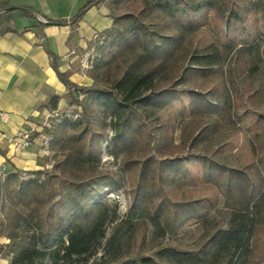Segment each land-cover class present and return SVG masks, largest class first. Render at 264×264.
I'll return each instance as SVG.
<instances>
[{
    "label": "trees",
    "instance_id": "obj_1",
    "mask_svg": "<svg viewBox=\"0 0 264 264\" xmlns=\"http://www.w3.org/2000/svg\"><path fill=\"white\" fill-rule=\"evenodd\" d=\"M100 1L86 0L72 23ZM228 5V0H111L112 25L104 33L105 44L99 48L89 73L91 85L78 88L53 65L68 88V96L75 98L82 93L83 98L75 102L82 110L81 118L64 119L52 132L51 145L60 157L53 166L54 182L20 181L19 172L6 173L0 182V239L9 241L0 244V253L17 240L23 241L11 264H45L46 260L48 264H70L88 256L105 238L107 223L117 216L107 205H93L92 200L95 187L114 178V174L98 170L99 141L108 125L113 130L112 155H121L123 170L132 171L131 177L136 180L129 210L139 218L134 230L136 239L147 226L153 227L152 249L158 246L159 236L172 234L193 220L202 228L194 248H164L157 253L159 259L165 258L166 264H255L250 261L251 242L257 225L264 224V176L254 174V169L257 162H264V116L259 115L248 128L252 131L249 142L256 163L233 168L198 156L203 166L202 180L212 183L223 198L218 218L209 217L197 200L178 203L166 198L162 185L187 174L184 160L175 155L180 149L172 138L175 119L159 120L153 128V147L143 121L157 118L174 102L181 101V94L186 92L189 100L180 116L188 112L191 120L180 130L182 139L193 124L204 120L190 139L191 148L200 149L212 132L233 124L222 68L234 56L229 69L233 79L264 70V3H254L250 9L262 21V32L256 36L246 35L244 40L234 42L224 32L226 41L218 40L200 52L189 53L183 45L186 33L206 23V12L215 11L225 18L226 31L241 23L242 17ZM10 20V11L0 12V34L11 30ZM47 52L54 62L56 56ZM210 75L218 83H201L199 90L180 92L175 88ZM57 101V96L49 99L51 111L57 109ZM112 239L109 237L106 243ZM117 247L92 264H162L145 255L123 258Z\"/></svg>",
    "mask_w": 264,
    "mask_h": 264
},
{
    "label": "rangeland",
    "instance_id": "obj_2",
    "mask_svg": "<svg viewBox=\"0 0 264 264\" xmlns=\"http://www.w3.org/2000/svg\"><path fill=\"white\" fill-rule=\"evenodd\" d=\"M223 1L225 0H220V2ZM228 1V8L237 11L242 17V22L235 23L229 28V31H226L223 23L225 18L219 16L215 11L206 12L205 18L202 16V19L204 18L206 23L191 29L190 32L185 34L183 45L189 53L193 51L200 52L202 49L211 43H216L218 40L226 41L227 36H224V32H227L228 38L233 39L234 42L244 40L243 38L246 35L254 37L262 32L260 15L254 13L250 9L252 4L259 2L264 3V0ZM107 2L111 5V0H107ZM119 23H122V21L120 20ZM223 36L225 38H223ZM104 44L105 41L101 45H94L88 48V51L79 55L77 63L82 73L87 72L89 75L92 70L93 62L100 54L99 48ZM261 45L264 46V43ZM234 60L235 57L232 56V58L224 64L221 75L225 80L226 86L229 88L231 100L230 117L234 120L233 124H225L222 128L218 129V131L212 132L210 135L211 137L209 136L210 140L200 145V149L196 150L191 148L190 139L193 137L197 127L204 124V120L195 125L193 124L185 134L184 139H182L181 136L180 130L191 120L188 112L184 113V116H180V110L183 109V106H186L189 100L186 92L181 94V101L174 102L168 109L163 110L157 118L149 117L143 119L145 132L150 135L151 138L150 147L154 145L153 138H155L156 132L153 128L159 123V120L169 117L175 119L176 126L174 125L172 138L174 143L180 147L175 155L184 160L183 162L187 174L184 178H177L175 181L165 182L162 185V190L170 202L183 203L197 200L200 205L206 208V213L211 218H218L221 215L223 211V198L220 195V191L214 187L212 183H206L202 180L203 166L201 158H198V156L205 155L214 162H220L233 168H242L251 162L256 163L257 157L252 154L249 142L252 131H249L248 128H251L255 124L259 115L264 116V70H259L254 74L247 73L246 75L233 79L229 76V69ZM85 65L86 68L84 69L83 66ZM216 77L220 78V76L217 75ZM214 82L218 83V79L213 75L203 80L196 77L193 78L190 83H180L176 85L175 88L180 92L195 88L199 90V85L201 83L210 86V83ZM77 87L82 89L88 86ZM207 90L202 91L203 94H205ZM76 98L80 101L83 98L82 93L75 98L74 96H68L67 106L56 109L57 114L61 116L64 114V111H68L69 117L66 118L67 120L75 121L80 119L82 110L75 104ZM214 104L215 103H213V105ZM44 118L45 116L41 122H46L48 127L42 126L41 134L42 136L50 137V140L47 142L48 155L42 156L45 160L41 169L35 172H27L29 177L27 180H37L39 183H46L48 179L54 182L51 178L53 175V166L60 160L58 152L52 147L51 143L53 138L52 132L54 128L61 123V118H47L46 121H44ZM213 120L214 118L211 119L212 124H214ZM108 122L109 119L106 120L107 124ZM112 135L113 130L109 125L101 133L98 170L112 173L114 174V178L111 181H107L95 187L96 193L93 196L92 204L107 205L112 212L114 211L117 218L115 221L107 223L105 238L100 241L88 256L77 259L70 264H84L85 261L87 264L97 263L101 260L102 256H107L108 252L117 246L123 258L145 255L153 257L157 262L166 264L165 258L159 259L157 253L164 248L170 247L183 251L193 249L195 240L202 231L201 225L193 220L187 221L181 227L177 228L174 233H165L159 236L157 238L159 243L158 246L152 249L149 247L153 236V227L147 226L146 231H142L137 236V239L135 238L134 230L139 223V218L137 214L129 210L132 206L133 190L136 180L131 177V174H133L132 171L123 170L121 155L118 154L117 158L112 155L113 148L110 144ZM40 142L42 144L43 139H41ZM255 167L254 174L259 173L261 176H264V162H257ZM57 189L58 185H55L54 192H56ZM48 204H50V202H48ZM109 237L113 239L107 244L106 240ZM8 243V240L4 238L0 239V244ZM22 243V240H17L10 248L4 249L3 252L0 253V264H11L13 256L19 251ZM250 261L255 264H264V224L257 225L254 230L251 242ZM45 264H48L47 260Z\"/></svg>",
    "mask_w": 264,
    "mask_h": 264
},
{
    "label": "crops",
    "instance_id": "obj_3",
    "mask_svg": "<svg viewBox=\"0 0 264 264\" xmlns=\"http://www.w3.org/2000/svg\"><path fill=\"white\" fill-rule=\"evenodd\" d=\"M86 0H0V12L10 11L11 30L0 34V171L35 172L44 158L40 153L42 122L49 111V99L57 96V109L68 104V88L57 77L66 73L75 86H89L90 76L79 70L77 59L96 45L94 35L105 36L112 25L107 0L86 9L72 19ZM5 6V8H2ZM48 21H61L49 24ZM49 50L56 60L48 54ZM25 132L30 144L14 152L10 139ZM19 138V137H18Z\"/></svg>",
    "mask_w": 264,
    "mask_h": 264
},
{
    "label": "built area",
    "instance_id": "obj_4",
    "mask_svg": "<svg viewBox=\"0 0 264 264\" xmlns=\"http://www.w3.org/2000/svg\"><path fill=\"white\" fill-rule=\"evenodd\" d=\"M104 40H105V36H101V35L99 36V35L96 34V35H94L92 37V41H94L96 45L103 44ZM83 67L85 69L86 65L83 66ZM63 113H64L63 115L59 116L57 114V110L49 111L45 115L44 121H46L47 118H54V117H59V118H61L60 121H62V120H64V119L69 117V112L68 111H64ZM0 119L2 121H6L8 119V114L5 113V112H1L0 111ZM42 126H47L48 127L46 122H43ZM42 139H43V142L41 144L40 153H41L42 156H47L48 155L47 142L50 140V137L43 136ZM29 144H30V138H29V135L27 133H25V132L19 133L17 137L10 139V142H9V145L11 146V148H12V150L14 152L22 151L23 149L28 147ZM18 175H19L20 181H25V180L29 179L27 172L21 171V172L18 173ZM5 176H6V173L4 172V169L2 168L1 171H0V182L3 181Z\"/></svg>",
    "mask_w": 264,
    "mask_h": 264
}]
</instances>
